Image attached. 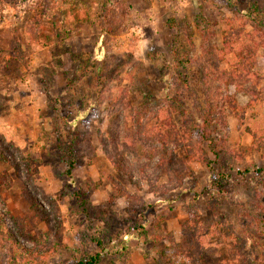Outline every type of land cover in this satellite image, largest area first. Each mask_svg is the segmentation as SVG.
<instances>
[{
	"label": "rangeland",
	"instance_id": "374dc122",
	"mask_svg": "<svg viewBox=\"0 0 264 264\" xmlns=\"http://www.w3.org/2000/svg\"><path fill=\"white\" fill-rule=\"evenodd\" d=\"M30 30L27 12L8 11L0 23V218L11 227L12 218L29 214V186L43 207L46 198L56 204L58 219L26 222L25 231L54 251L22 264L89 256L100 264H166L169 240L181 241L193 208L205 222L222 217L233 231L216 229L198 262L248 264L245 256L260 264L252 236L264 235V176L246 170H264V0H68L48 8L37 37ZM173 45L194 60L187 69L176 65ZM221 72L243 91L228 87ZM208 99L218 161L206 142L184 133L176 105L200 125ZM169 120L171 163L163 167L153 131L166 132ZM75 131L89 142L68 174L65 151ZM101 139L135 166L134 177L115 172ZM200 148L218 163L214 172L194 159ZM7 154L24 163L19 171L3 161ZM217 173L226 196L214 189ZM0 264L12 263L0 254Z\"/></svg>",
	"mask_w": 264,
	"mask_h": 264
},
{
	"label": "trees",
	"instance_id": "16d2710c",
	"mask_svg": "<svg viewBox=\"0 0 264 264\" xmlns=\"http://www.w3.org/2000/svg\"><path fill=\"white\" fill-rule=\"evenodd\" d=\"M68 0H0V23L3 20L4 14L8 11L14 12H27L30 15L31 19V30L30 33L37 37L40 32L41 22L43 17L46 15L48 8L50 6L57 5L58 3L67 2ZM167 26L171 29L176 27V21L171 20L168 22ZM189 45L193 47V43L189 40ZM171 55L176 62V65L181 68L182 70L187 69V66H190L194 63L188 53L184 52L180 47L177 45H173L171 50ZM204 70L205 75L209 73V68H205ZM221 77L224 79L225 84L228 87L234 86L236 92L242 90V86L240 84H236L235 81L230 76H227L224 72H221ZM207 78V76H206ZM205 78V79H206ZM243 91V90H242ZM251 92V91H250ZM177 109L179 114L183 118V131L185 134L188 135H196L198 139L206 142L208 144L209 153L215 157V160L218 161L220 157L223 155V152H220L219 148H216L215 144L213 143L212 137L210 135L209 124L211 123L210 116L213 113L212 104L210 100L207 101V107L204 111L199 110L198 117L200 118L201 124L197 125L195 123V119L191 114V111L182 105L180 101H176ZM230 107L235 110L236 105L232 101H229ZM171 119V118H169ZM168 130L162 133L161 130H154V135L159 137L161 141V148H159L156 154L159 155V166H168L170 165L169 155L171 153L166 152V148L164 147L174 136V123L172 120H169L166 123ZM76 137L74 136L71 139L70 145L66 148V155L69 157V161L67 162L68 174L71 173V170L74 169L75 163L79 158V149L80 145L85 142H89V139L83 138L81 141L82 134L78 131H75ZM110 142H117L118 139L114 135H110ZM84 139L86 140L84 142ZM104 152L107 158L110 160L111 165L113 166L115 172L122 177L130 178L134 177L135 170L133 165L126 162L119 154H113L110 151V144L106 143L104 140H100ZM108 145V148H107ZM197 152L194 154V159L198 162H202L206 168L214 172V165L217 166V162H211L206 157V154L202 152ZM192 153V151H189ZM155 153H152L150 157H153ZM3 161L6 163L7 166L13 168L14 170L19 171V166L23 164H16V160L12 157V155H4L2 157ZM251 168H247L246 173L252 171V173H257V175L264 176V170H257L256 172L250 170ZM223 173L214 174L213 180H215V191L217 194H223L226 196V191L224 192V187L220 186L222 183L221 177ZM23 177L27 179L29 182L33 175L32 172H28V169L24 170ZM217 177V178H216ZM25 190L24 196L26 200L30 203L29 214L23 218H12L14 219L12 226L8 227L5 222L0 218V254L5 256L9 259L10 263L12 264H22L25 262H37V261H45L54 251L53 248H45V241L38 239L37 237H33L25 231L24 225L26 226V222H34V223H44L48 224L51 220H57V207L56 204L50 199L46 198V204L48 205L47 208L43 207L42 204L38 200L37 194L32 191L29 186ZM87 204V202H86ZM84 205V206H83ZM82 206L85 209V202L83 201ZM214 223L205 222L203 218L198 214V212L193 208L192 212L189 213L188 220L184 222L181 228V236L182 239L179 243H176L173 239L170 238V251L171 257L164 256L163 261L166 264H175L179 260H184L188 264H204L203 262H198V259H201L204 256V252L206 248H204V243L208 239L209 236L213 235L216 232V229L219 231L227 234L233 235V231L226 223V221L222 217L214 218ZM264 222V218H263ZM30 224V223H29ZM263 236L261 240L260 237ZM255 237L257 238L259 245V251L261 254L260 264H264V235ZM236 238V236H234ZM238 239V246L237 253L241 255L243 248L242 241ZM23 242L30 243L31 246L28 247ZM98 242V241H97ZM251 258L244 256V261L248 262V264H254ZM98 261V256H89L87 260H81L77 264H100Z\"/></svg>",
	"mask_w": 264,
	"mask_h": 264
}]
</instances>
